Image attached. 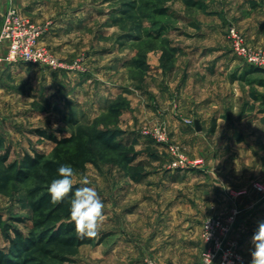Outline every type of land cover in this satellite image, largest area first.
Wrapping results in <instances>:
<instances>
[{
  "label": "rangeland",
  "instance_id": "obj_1",
  "mask_svg": "<svg viewBox=\"0 0 264 264\" xmlns=\"http://www.w3.org/2000/svg\"><path fill=\"white\" fill-rule=\"evenodd\" d=\"M249 1L0 0V31L8 9L16 8L42 25L41 43L73 65L57 69L20 63L22 74L0 78V254L5 256L0 264H201L205 219H226L233 208L241 209L235 199L253 191L262 206L254 214L256 223L264 222V192L253 186L264 183V72L247 75L241 85L248 95L243 92L241 102L232 100L230 110L197 109L206 131H200L197 146L189 147L173 137L167 117L169 106L184 104L180 83L148 69V59H159L165 70L176 68L182 57L178 43L246 64L233 47L230 26L244 35L251 50L264 53L259 41L264 10L258 9L264 0ZM215 81L221 84L222 78ZM248 92L261 99L242 116ZM182 120L195 124L193 118ZM159 126L190 161L199 158L202 168L209 164L236 171L228 173L235 188L225 191L221 201L215 199L212 213L201 215L192 231L182 216L195 213V207L172 200L177 193L186 198L193 192L204 200L212 192L189 187L196 180L187 172L200 168L170 167L166 145L143 133ZM62 138L71 140L63 143ZM38 154L39 164L29 168L25 159ZM62 165L76 173L73 193L88 175V186L105 204L106 221L92 242L75 243L76 232L62 230L71 223V196L51 202L48 188L60 178L53 169ZM149 169L183 170L184 177L149 176ZM244 180L249 186L239 190ZM242 215L241 209L232 232ZM123 234L131 238L115 246ZM251 241L239 247L250 263Z\"/></svg>",
  "mask_w": 264,
  "mask_h": 264
},
{
  "label": "crops",
  "instance_id": "obj_2",
  "mask_svg": "<svg viewBox=\"0 0 264 264\" xmlns=\"http://www.w3.org/2000/svg\"><path fill=\"white\" fill-rule=\"evenodd\" d=\"M248 2L250 1L248 0ZM0 7H2L1 4ZM3 9L6 10L5 4L3 6ZM258 9H260V13L263 14L264 6L259 7ZM260 24L264 26L263 19L260 21ZM259 41L263 43L264 38L262 36H259ZM176 47L182 50L181 59L175 62L176 68H173L172 70L170 69V71L165 70L164 68L159 66V59H157L156 62L153 61L155 63L148 59V69L149 72L155 71V74H165L164 77H166L167 79L170 78V75H173V78H176V82L178 81L180 83L178 92H180V102L183 101L184 104L182 103L180 106H178V104H175L174 108H171L169 106L167 108V117L170 124L173 126V130L171 129L173 137L176 140L182 141L184 144L187 143L189 147H192V145L194 146V144L195 146H197L195 141L197 140V138H199V134L206 131L207 126L205 123H203L204 117L197 114V109L213 111L212 113L221 109L225 111L226 108L227 110H230V104L232 100H234L235 102H241V94L244 92L245 95H248L246 94L245 89L242 88L241 84H244V80L248 78L247 75H249L250 72L258 70H255L251 65L247 63L245 64L238 62L236 58L232 59L231 56L227 57V55H223L225 53H203V46H189L185 43H178V45L176 44ZM190 48H193L194 50H190ZM209 48L214 49V46H210ZM23 72L24 69H22V65L20 63H0V78L8 77L10 75L19 76ZM216 78H222L221 84L216 83ZM248 93L250 97H246V99H244L242 103L243 107H241L240 111V115L242 116L246 114V111H248L247 109L249 107L251 108V105H253V103H257L258 100L261 99V96H257L258 94H256L255 92ZM193 101H196V104L194 106H189V103ZM184 118H193L194 121L196 119H199L202 127L201 130H198L195 124L194 126L186 124L182 120ZM246 120L247 119H245V121ZM232 124L233 121H230L229 125ZM212 168L213 165L208 164L206 167L204 166L201 169L188 171L187 174H191L193 180H196L192 181L195 183L189 185V187L192 186V188L199 190L205 189L206 192L211 191L213 195L207 194L205 196V199L201 200V198L195 197V192L191 193V197L187 195L188 197L186 198L181 197V193V195L179 194L180 197L177 196V193L175 195V200H172L176 205L180 203L179 200L182 199L184 201H190V205L195 207V213H189V215H185L184 217L182 216V220L186 222V226L188 227L189 231H192L193 227H196L195 224L198 222V218L201 217V215L202 217L205 216L204 218H206L207 215L212 213V209H210V207L214 206L213 201L215 199L221 201V198L225 196V191L235 188V186L232 185V181H230V179L228 178V173H230V175L232 173L231 170H233V174L234 172L236 173L234 169ZM148 172L149 176L161 175L164 178L166 177L167 179L169 177H171L172 179L174 178V180H183L184 177V175L182 174L184 172L183 170L175 171L171 169L167 171V169H149ZM237 172L239 174H242L243 170H239ZM247 182L248 181L245 182L244 180L245 184ZM162 184H165L164 187L168 186L167 182H164ZM248 186L249 183L244 185V187H240L239 190L246 189V187ZM162 188L163 186L161 185L160 189ZM254 194H256V192L254 193L253 191L245 195H240L235 199L236 203L234 205H238L241 207V209L243 210V215L236 223L231 237L238 242V245L241 249L250 242V239H252L254 233L258 228V223H256L254 214L256 213V210L260 209L262 206L255 199ZM203 205H206V208L204 207L202 210L200 207ZM196 214L200 215L197 216ZM130 238L131 236L129 235H121L118 241L115 243V246H118L122 242V240L120 239L128 240ZM245 261L247 262L245 263ZM241 264L251 263L249 258L245 257Z\"/></svg>",
  "mask_w": 264,
  "mask_h": 264
},
{
  "label": "built area",
  "instance_id": "obj_3",
  "mask_svg": "<svg viewBox=\"0 0 264 264\" xmlns=\"http://www.w3.org/2000/svg\"><path fill=\"white\" fill-rule=\"evenodd\" d=\"M43 31L42 25L36 24L16 8L8 9L0 31V63L39 64L57 69L73 66L41 43ZM228 34L240 57L248 64L264 69V53L251 50L245 43L244 35L234 26H230ZM187 122L192 124L193 120L188 119ZM143 133L166 145L172 157L170 167L174 169L202 168V159L195 158L190 161L181 153L179 145L169 142L166 128L153 127L143 130ZM253 186L256 190L264 192V183L256 181ZM239 213L241 209L235 207L226 219L220 216H209L205 219L202 225L205 247L202 251L201 264H205L207 254L212 264H240L242 262L243 257L238 242L231 240L232 229ZM152 264L157 263L152 261Z\"/></svg>",
  "mask_w": 264,
  "mask_h": 264
},
{
  "label": "clouds",
  "instance_id": "obj_4",
  "mask_svg": "<svg viewBox=\"0 0 264 264\" xmlns=\"http://www.w3.org/2000/svg\"><path fill=\"white\" fill-rule=\"evenodd\" d=\"M58 173L60 178L54 179L48 188L51 202L58 204L71 196L69 222L74 224L77 237L80 239L96 238L106 221L105 204L96 188L88 186L91 184V180L88 175H83L79 181L82 186L77 187L73 193L76 175L74 169L70 165H62L59 167ZM251 242L253 245V250L250 253L251 264H264V222L258 223L257 231ZM205 264H212L208 254Z\"/></svg>",
  "mask_w": 264,
  "mask_h": 264
},
{
  "label": "trees",
  "instance_id": "obj_5",
  "mask_svg": "<svg viewBox=\"0 0 264 264\" xmlns=\"http://www.w3.org/2000/svg\"><path fill=\"white\" fill-rule=\"evenodd\" d=\"M174 48V47H173ZM252 66V65H251ZM255 70H258V71H263L264 72V69L262 68H259V67H255V66H252ZM53 136V135H51ZM54 137V136H53ZM71 138H62L60 141L61 142H68L70 141ZM39 154L37 155V157H30V156H27V158L25 159V161L27 162V166L30 168L36 164H39L40 162V159H39ZM54 168V167H53ZM56 173H58V169H53ZM62 230L65 231V232H68V233H73L75 232V226L73 223H65L64 226L62 227ZM69 238H64L62 239V241H69ZM72 241H74L75 243L77 242L78 244H83V243H87V242H92L94 240V238L92 239H89V238H84V239H80L78 238L77 236H73ZM5 258V256L3 257L2 254H0V261H2L3 259ZM4 261V260H3Z\"/></svg>",
  "mask_w": 264,
  "mask_h": 264
},
{
  "label": "water",
  "instance_id": "obj_6",
  "mask_svg": "<svg viewBox=\"0 0 264 264\" xmlns=\"http://www.w3.org/2000/svg\"><path fill=\"white\" fill-rule=\"evenodd\" d=\"M194 123H195V126H196V128L198 129V130H201V124H200V121H199V119H196L195 121H194Z\"/></svg>",
  "mask_w": 264,
  "mask_h": 264
}]
</instances>
